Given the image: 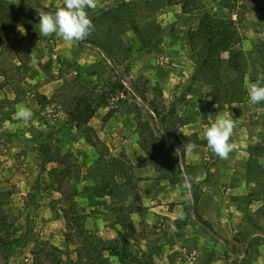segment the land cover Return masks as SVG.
<instances>
[{
	"label": "rangeland",
	"instance_id": "1",
	"mask_svg": "<svg viewBox=\"0 0 264 264\" xmlns=\"http://www.w3.org/2000/svg\"><path fill=\"white\" fill-rule=\"evenodd\" d=\"M119 1L99 0L98 8L87 9L88 14ZM141 1L154 2L155 7H141L139 18L119 27L129 51L122 53L120 63L114 66L93 46L65 42L55 34L39 35L38 13L42 9L54 13L64 6L63 0H1L8 11H0V16L10 25L0 23V191L9 194L8 209L16 226L23 232L29 224L32 230L25 245L10 258L11 264H33L35 257L39 264H50L46 254L52 251L51 246L59 249V264H264V248L255 239L260 236L258 229H264V102L251 103L246 87V82L264 80V0H224L234 6L231 11L220 7V0H179L177 5L165 0ZM204 13L234 20L240 33L246 58L241 76L246 94L238 104L219 105L209 87L208 92L202 91L205 85L190 81L193 65L186 32L196 28ZM149 19L162 29L157 48L145 47L140 29L141 22ZM222 58L226 59V54ZM117 75L130 93L114 95L107 107L95 113L85 131L73 128L66 115L72 99L94 85L114 82ZM133 86L144 92L159 112L172 109L180 120L194 122L192 118L201 116L196 124L208 127L217 117L236 121L230 141L234 150L226 160L209 149L199 132L202 143L195 144L196 159L193 164L186 163L194 177L198 171L203 176L195 182L196 202H186V194L191 197V193L184 184L161 181L162 186H139L149 175L157 179L158 174L150 166L140 167L139 159L145 155L139 146L135 108L145 103L131 90ZM38 95L46 97L42 105L37 104ZM202 101L203 105L197 104ZM20 107L32 110L30 121L17 119ZM108 110L113 114L105 120ZM180 128L179 136L198 137L197 133L184 135ZM124 141L134 146H125ZM98 152L103 160L122 161L128 174L138 179L139 215L130 219L129 231L116 224L110 201L91 190L89 170ZM62 157L70 169L55 180L51 170L64 166L48 160ZM141 187L153 201L158 191L166 188L164 203L158 202L161 211L167 207L165 211L172 214L147 215L138 191ZM188 206L196 210L199 219ZM180 213L189 225L176 237L170 225ZM81 233L99 238L106 246H115L117 240L120 247L124 240L127 249L120 259L105 251L94 261L84 248L99 243L82 239ZM251 239L257 244L254 249L248 245Z\"/></svg>",
	"mask_w": 264,
	"mask_h": 264
},
{
	"label": "trees",
	"instance_id": "2",
	"mask_svg": "<svg viewBox=\"0 0 264 264\" xmlns=\"http://www.w3.org/2000/svg\"><path fill=\"white\" fill-rule=\"evenodd\" d=\"M165 1L168 5L179 4V0ZM219 5L228 11L234 9L233 5L224 0H220ZM150 6L154 8L155 3L140 2V0H120L107 9L94 12L89 17L95 25V30L86 40L77 42L78 45L82 47L90 45L97 48L111 64L116 66L120 63L122 53L129 51L128 44L124 43L119 36V27L127 25L130 20L139 18L138 11L141 7L149 9ZM34 7L38 9V6L35 5ZM2 10L8 11L0 0V11ZM42 11L48 12L47 9H42ZM145 21L147 22H141L140 24L145 47L157 48L162 41V29L152 19ZM0 23L5 26L10 25V22H5L2 16H0ZM186 37L189 45L188 57L193 65L190 81L199 82L209 87L210 93L219 99V105L242 102L246 93L241 76L246 58L241 49V36L234 20L204 13L198 20L196 28L186 32ZM222 54H226V59L222 58ZM131 90L145 103L142 108H135L137 112L136 127L139 128V137L141 138L139 146L145 155L140 161V167H152L158 174L157 180L168 182L171 185H185L188 178L194 176L190 166L185 162L186 152L184 146L188 143L196 145L202 143L195 134L191 136V140L189 136L183 137L177 134V129L189 123L190 120L175 118L172 109L166 113L159 112L152 102L147 101L144 92L135 86ZM129 91L122 83L120 75H117L114 82H107L103 87L94 85L88 91L84 90L81 95H77L72 99V104L68 105L66 110L67 119L73 125V128L85 131L95 113L99 109L107 107L109 100L114 95L126 96L130 93ZM37 98L39 99V101L37 100L39 105H42V100H46L45 96L38 95ZM112 114V110H108L104 119L107 120ZM86 139L97 150L96 144L88 137ZM42 151L44 152V150ZM103 157V154L98 152L97 159L89 170V179L92 181L91 190L98 197H108L110 199V209L115 215L116 224L123 230L129 231L131 229L130 215L138 211L136 201L139 199V194L135 184L138 179L128 174L122 161L115 158L106 161L103 160ZM62 159L64 160L63 157L60 160H48V162H55L64 166L63 169L53 168L51 170L50 175L55 180H58L64 174H68L70 169V166L65 164ZM196 186L197 184L193 182L189 189L191 199L195 202L197 201V196L194 194ZM8 196V193L0 191V264H11L10 258L16 255L25 245L32 231L29 224L25 226L23 232L16 226V218L11 216L8 209ZM129 196L134 197L131 204L127 203ZM115 202L118 204L116 207ZM125 203H127V207H125ZM188 211L190 213L194 212L195 217L199 219L195 209L193 210L188 206ZM262 212L264 213V207ZM173 223H175L177 229L173 230L176 237L181 236L180 229L189 225L187 218L183 220L175 219ZM257 232L260 235L255 238L257 244L262 245L264 248V229H258ZM79 237H83L85 240H96L100 244L88 243V246L84 248L86 255L94 261L98 257L101 258V253L105 251L110 256L120 259L127 249L124 240L118 247L117 240H115V246H106L104 241L95 236L87 238L81 233ZM257 244H254L252 239L248 242V245L253 249ZM50 248L52 251L47 252L46 258L50 264H59L57 256L59 249L53 246ZM94 255L96 256L94 257ZM33 264H39L38 257L33 259Z\"/></svg>",
	"mask_w": 264,
	"mask_h": 264
},
{
	"label": "clouds",
	"instance_id": "3",
	"mask_svg": "<svg viewBox=\"0 0 264 264\" xmlns=\"http://www.w3.org/2000/svg\"><path fill=\"white\" fill-rule=\"evenodd\" d=\"M63 7H60L54 13L40 11L39 15V35L50 37L53 34L62 38L65 42H82L86 40L95 30V25L89 17L87 9L95 11L99 6V0H63ZM248 96L253 104L264 102V80L258 79L254 83L246 82ZM17 119L28 122L33 117V112L27 107H20L15 113ZM236 121L231 118L217 117L215 122L204 131V138L207 145L213 153L220 159H228L230 153L234 150V144L231 138L234 135ZM195 144L188 143L184 146L186 153H193ZM198 177H189L184 187L190 189L193 182H198ZM186 202L191 203L190 195L185 196ZM134 197H128V204L133 203ZM137 217L139 213L136 214ZM178 219L183 220V213L178 215ZM170 227L176 229L175 223Z\"/></svg>",
	"mask_w": 264,
	"mask_h": 264
},
{
	"label": "crops",
	"instance_id": "4",
	"mask_svg": "<svg viewBox=\"0 0 264 264\" xmlns=\"http://www.w3.org/2000/svg\"><path fill=\"white\" fill-rule=\"evenodd\" d=\"M202 91L208 92V87L205 86ZM197 104L203 105V101L201 103H197ZM205 115H206V113H205ZM212 115H213V112L210 113V116H212ZM201 118H202L201 116H199V117H196L195 116L194 118H192L195 121L194 122L190 121L188 124H186L182 128H180V130L182 131L181 133L184 134V135L185 134H189V133H197L198 134V138L201 139L199 132H202V134H203L204 133L203 130H206V128L208 127V125H204V124L199 123V122H197V124H196V121H200ZM187 126L189 128H188V130H185ZM124 143H125V146H130V147L131 146H134V144H132L131 141H124ZM106 144L109 145V143H107V142H106ZM195 155H196L195 152H193L191 154L186 153V156H185L186 163L187 164H190V163L193 164V161L196 159V156ZM139 161H141V158L139 159ZM195 177H198L199 178V181L198 182L202 181V179H203L202 173L199 172V171H198L197 176H195ZM146 184L147 185H159V186L164 185V184H161V181L160 180H157L153 175H149L147 177V179L142 180L141 183L139 184V186H144ZM228 189H231V188L228 187L227 188V191H228ZM138 191H139V193L141 195L142 202L145 203L144 206L146 208L147 215H150V214H156L157 215V214H160L161 213V215L167 216V215H171L172 214V212H170V211H165L167 209V207H166L165 210H162V211L160 210V208H162L161 205H160V203H164V201L162 200V198H163L164 194L167 191L166 188L165 189H161L160 191H158L155 201L149 199V197H148L149 195L147 194V191H143V187L139 188ZM189 192H190V190H189ZM145 197H146V199H145ZM106 198H107L108 203H109L110 199L108 197H106ZM158 201H161V202L159 203ZM106 211H108V210H106ZM136 214H137V212L132 213L130 219H134V217L136 216ZM168 217H170V216H168Z\"/></svg>",
	"mask_w": 264,
	"mask_h": 264
},
{
	"label": "built area",
	"instance_id": "5",
	"mask_svg": "<svg viewBox=\"0 0 264 264\" xmlns=\"http://www.w3.org/2000/svg\"><path fill=\"white\" fill-rule=\"evenodd\" d=\"M231 189H228V191H230Z\"/></svg>",
	"mask_w": 264,
	"mask_h": 264
},
{
	"label": "water",
	"instance_id": "6",
	"mask_svg": "<svg viewBox=\"0 0 264 264\" xmlns=\"http://www.w3.org/2000/svg\"><path fill=\"white\" fill-rule=\"evenodd\" d=\"M192 203H193V199H192Z\"/></svg>",
	"mask_w": 264,
	"mask_h": 264
}]
</instances>
